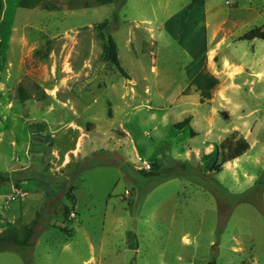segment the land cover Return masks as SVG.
<instances>
[{"label": "rangeland", "instance_id": "rangeland-1", "mask_svg": "<svg viewBox=\"0 0 264 264\" xmlns=\"http://www.w3.org/2000/svg\"><path fill=\"white\" fill-rule=\"evenodd\" d=\"M20 2L0 19V232H34L0 264H264V40L239 39L264 0ZM203 69L220 83L202 102ZM235 132L252 147L221 164Z\"/></svg>", "mask_w": 264, "mask_h": 264}, {"label": "trees", "instance_id": "trees-1", "mask_svg": "<svg viewBox=\"0 0 264 264\" xmlns=\"http://www.w3.org/2000/svg\"><path fill=\"white\" fill-rule=\"evenodd\" d=\"M70 8L92 7L94 5H107L118 2L120 0H65ZM20 6L23 8L42 7L47 10H58V0H21ZM4 8V0H0V19ZM100 26V35L103 39V58L115 65L126 77L128 73L121 64L119 57L118 45L112 35H105L104 29L108 27L107 21L98 24ZM240 40L252 41L255 39L264 40V30L262 28H254L239 37ZM220 80L217 76L211 74L206 69L201 70L192 80L191 84L200 92L201 101L212 98L213 90L218 86ZM19 96L21 99L28 98V93L23 85H19ZM190 124V117L178 123V128H184ZM251 148V144L245 136L238 135L237 132L228 136L218 146V155L221 156V164L233 161L244 155ZM8 180V176L0 172V182ZM33 230L28 229L27 233L20 237L17 229L9 226L0 232V251L7 242H15L21 246L31 245L29 238L33 235ZM2 247V248H1Z\"/></svg>", "mask_w": 264, "mask_h": 264}, {"label": "crops", "instance_id": "crops-1", "mask_svg": "<svg viewBox=\"0 0 264 264\" xmlns=\"http://www.w3.org/2000/svg\"><path fill=\"white\" fill-rule=\"evenodd\" d=\"M254 42H255V40H252L251 41V43H252V45L254 44ZM200 72V71H199ZM198 72V73H199ZM197 73V74H198ZM196 76V74L195 75H193L192 77H191V81L193 80V78ZM207 114L208 113H206L204 116H202V114H201V111H198V112H195V114H194V116H193V118H192V121H191V126L193 127V128H196V126L201 122V119H202V117L205 119V120H207V121H205V123H206V128H207V134L209 135L210 133H211V131H213V126H214V117H215V115H213L211 112L209 113V115L207 116ZM200 125V124H199ZM251 147H252V145H251ZM238 159V158H237ZM237 159H235V160H237ZM231 162V161H230ZM229 162V163H230Z\"/></svg>", "mask_w": 264, "mask_h": 264}, {"label": "built area", "instance_id": "built-area-1", "mask_svg": "<svg viewBox=\"0 0 264 264\" xmlns=\"http://www.w3.org/2000/svg\"><path fill=\"white\" fill-rule=\"evenodd\" d=\"M152 164L151 163H145L144 165H143V168L145 169V170H147V171H150L151 169H152Z\"/></svg>", "mask_w": 264, "mask_h": 264}]
</instances>
